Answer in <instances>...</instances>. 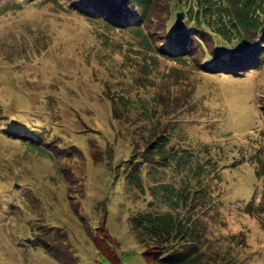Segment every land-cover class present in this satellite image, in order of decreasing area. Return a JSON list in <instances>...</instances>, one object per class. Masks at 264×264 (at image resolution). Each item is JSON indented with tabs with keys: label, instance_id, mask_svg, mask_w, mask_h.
I'll list each match as a JSON object with an SVG mask.
<instances>
[{
	"label": "rangeland",
	"instance_id": "rangeland-1",
	"mask_svg": "<svg viewBox=\"0 0 264 264\" xmlns=\"http://www.w3.org/2000/svg\"><path fill=\"white\" fill-rule=\"evenodd\" d=\"M75 3L0 0V264H97L90 234L103 215L123 263L150 264L126 220L146 208L150 190L134 193L115 175L132 144L119 133L105 89L162 99L165 114L183 121L191 147L212 146L224 187L221 211L206 215V255L210 264L223 255L264 264V217L251 210L264 183V40L260 65L242 75L201 73V62L214 61L212 48L227 55L232 47L211 31V38L194 32L185 64L161 52L166 27L174 32L175 20H185L187 2L154 0L151 25L143 26L149 48L132 32L143 25L139 17L121 27L124 15L105 9L92 18ZM37 132L56 136L46 154L30 146ZM37 225L53 226L51 241L31 238ZM71 252L78 259L63 258Z\"/></svg>",
	"mask_w": 264,
	"mask_h": 264
},
{
	"label": "trees",
	"instance_id": "trees-1",
	"mask_svg": "<svg viewBox=\"0 0 264 264\" xmlns=\"http://www.w3.org/2000/svg\"><path fill=\"white\" fill-rule=\"evenodd\" d=\"M181 2H187L185 20H175L174 32L167 33V27L164 32L167 49L162 48L161 52L168 58L185 64L189 50L194 49L196 44L192 37L196 34L193 33L198 32V37L208 35L211 38V31L221 40V44L232 48L227 55H221L220 51L212 48L214 61L210 64L203 60L201 63L204 68L202 67L201 73L216 74L226 70L228 73L242 75L246 70L260 65V42L264 40V0ZM153 3L154 0H79L75 5L92 18L102 17L105 9L115 11L119 16L124 15L126 21L113 16L119 20L121 27L127 25L132 18L139 17L143 25H135L132 32L149 48L147 34L143 32L146 27L143 26L151 25L148 13ZM190 20H197L193 24L195 27L186 25ZM199 41L207 47V40ZM116 92L118 91L112 93L105 89L103 96L111 103L113 118L120 124L119 133L129 140L132 148L130 155L117 163L116 169L120 171L117 170L115 175L122 178L134 193L138 192L140 195L147 189L150 190L146 208L126 218L130 232L142 247V254L150 264H210L204 242L209 228V216L206 215L213 216L221 211L223 203L219 189L224 187L220 177L224 166H221L218 158L212 156L211 145L200 143L191 147L188 132L179 129L184 126L183 121L165 114L160 103L162 99L151 96L150 99L133 100L128 92ZM195 102L187 104L186 109ZM179 112L180 109L178 114ZM262 117L264 118V113ZM35 134L39 139L31 141L30 146L43 154L48 153L46 150L51 149L49 146L54 144L56 136L46 138L44 133ZM16 137L23 141L26 139L24 135ZM262 142L264 143V138ZM259 149L260 146L255 153H259ZM146 165L150 169L145 172L143 166ZM159 175L167 178H157ZM148 180L153 182L146 186ZM23 188L20 187L22 191ZM261 188L259 202L251 206L258 217H264V183ZM25 189L30 188L28 186ZM28 198L29 196H25L26 200ZM106 220L103 215L95 234H90L91 231L88 230L96 246L97 264H124L119 258L120 242L109 233ZM52 227L42 229L37 225L32 228L35 231L30 236L37 239L48 238L49 241L51 236L48 235ZM85 227L87 229L86 225ZM71 253L65 254L63 258H70L71 255L73 260L78 259L76 253ZM67 259L64 260L68 262ZM216 259L215 264L241 263L232 255L228 258L223 255L218 261Z\"/></svg>",
	"mask_w": 264,
	"mask_h": 264
},
{
	"label": "water",
	"instance_id": "water-1",
	"mask_svg": "<svg viewBox=\"0 0 264 264\" xmlns=\"http://www.w3.org/2000/svg\"><path fill=\"white\" fill-rule=\"evenodd\" d=\"M177 17L179 19H182L184 17V12L180 11V12H177Z\"/></svg>",
	"mask_w": 264,
	"mask_h": 264
}]
</instances>
